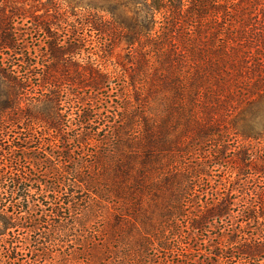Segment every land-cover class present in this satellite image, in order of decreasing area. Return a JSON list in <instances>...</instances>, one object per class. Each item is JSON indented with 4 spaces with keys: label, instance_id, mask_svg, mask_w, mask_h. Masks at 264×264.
I'll list each match as a JSON object with an SVG mask.
<instances>
[{
    "label": "trees",
    "instance_id": "1",
    "mask_svg": "<svg viewBox=\"0 0 264 264\" xmlns=\"http://www.w3.org/2000/svg\"><path fill=\"white\" fill-rule=\"evenodd\" d=\"M102 2L0 0V264H264V0Z\"/></svg>",
    "mask_w": 264,
    "mask_h": 264
},
{
    "label": "rangeland",
    "instance_id": "2",
    "mask_svg": "<svg viewBox=\"0 0 264 264\" xmlns=\"http://www.w3.org/2000/svg\"><path fill=\"white\" fill-rule=\"evenodd\" d=\"M66 1H68L69 3L71 2L75 5H79V7H81V8L76 9V11L78 10V12H81L82 14L87 13V10L85 11L84 8H90V6H92V3L97 4V6H101L103 3L102 0H96V2H94L95 0H66ZM62 3H63V7L67 8L68 4L65 1ZM104 3L107 4V0H105ZM89 10H91V9H89ZM3 98H4V88L0 87V101H2ZM221 172L227 173V171H225V169H223V171H221Z\"/></svg>",
    "mask_w": 264,
    "mask_h": 264
}]
</instances>
